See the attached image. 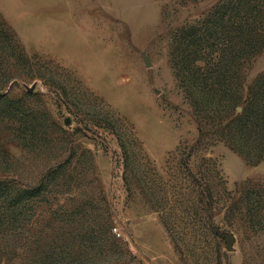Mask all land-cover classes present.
Wrapping results in <instances>:
<instances>
[{
	"label": "rangeland",
	"instance_id": "374dc122",
	"mask_svg": "<svg viewBox=\"0 0 264 264\" xmlns=\"http://www.w3.org/2000/svg\"><path fill=\"white\" fill-rule=\"evenodd\" d=\"M221 1L0 0V264H264V159L199 137L171 61Z\"/></svg>",
	"mask_w": 264,
	"mask_h": 264
},
{
	"label": "trees",
	"instance_id": "16d2710c",
	"mask_svg": "<svg viewBox=\"0 0 264 264\" xmlns=\"http://www.w3.org/2000/svg\"><path fill=\"white\" fill-rule=\"evenodd\" d=\"M186 30L177 40V51L171 52L182 49L185 54L179 64L175 56L171 61L199 121V137L212 135L249 162L262 161L264 74L244 91L240 65L243 58L264 50V0L221 1L199 20V27Z\"/></svg>",
	"mask_w": 264,
	"mask_h": 264
},
{
	"label": "water",
	"instance_id": "95a60500",
	"mask_svg": "<svg viewBox=\"0 0 264 264\" xmlns=\"http://www.w3.org/2000/svg\"><path fill=\"white\" fill-rule=\"evenodd\" d=\"M33 88H34V86H32V87H28V90H33ZM238 110H240V108H238ZM232 241V239H230V242Z\"/></svg>",
	"mask_w": 264,
	"mask_h": 264
},
{
	"label": "built area",
	"instance_id": "2783aa9c",
	"mask_svg": "<svg viewBox=\"0 0 264 264\" xmlns=\"http://www.w3.org/2000/svg\"><path fill=\"white\" fill-rule=\"evenodd\" d=\"M115 231H117L116 229H114ZM117 234H119V232L117 231Z\"/></svg>",
	"mask_w": 264,
	"mask_h": 264
}]
</instances>
